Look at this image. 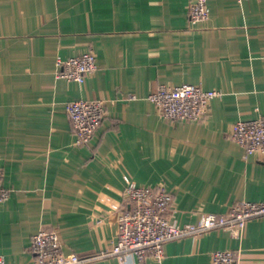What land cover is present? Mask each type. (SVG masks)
Listing matches in <instances>:
<instances>
[{
	"label": "crops",
	"instance_id": "1",
	"mask_svg": "<svg viewBox=\"0 0 264 264\" xmlns=\"http://www.w3.org/2000/svg\"><path fill=\"white\" fill-rule=\"evenodd\" d=\"M189 1L0 0L5 264L31 261L41 226L56 228L65 252L88 256L109 246L128 207L123 175L163 186L179 223L264 201V154L245 155L229 135L233 122L264 116V0H207L208 18L193 26ZM88 50L97 68L82 83L56 75L57 57ZM159 83L221 95L203 118L171 120L147 97ZM75 99L104 102L100 125L82 145L65 110ZM224 249L235 252L230 264H264V216L249 219L241 237L214 228L165 241L160 262L128 264H214L211 252Z\"/></svg>",
	"mask_w": 264,
	"mask_h": 264
},
{
	"label": "built area",
	"instance_id": "2",
	"mask_svg": "<svg viewBox=\"0 0 264 264\" xmlns=\"http://www.w3.org/2000/svg\"><path fill=\"white\" fill-rule=\"evenodd\" d=\"M208 14L207 0L189 1V25L205 21ZM96 68V57L90 50L67 58H56V75L78 83H82ZM220 95L218 90L203 89L192 83H159L147 97L166 119L199 120L208 113L210 101ZM65 110L75 134L76 145L90 140L105 113L101 99L70 100ZM229 135L243 147L245 155L264 154V116L233 122ZM123 178L125 186L122 197L128 207L121 209L117 216V235L109 246L88 256L65 252L56 228L41 226L31 236L29 250L32 258L27 264H84L93 258H114L119 264H128L129 258L142 261L146 256L160 262L164 255L163 244L167 240L214 228L241 237L249 219L264 216L263 200H243L231 204L223 213L203 212L194 222L179 223L169 215L172 196L163 186L137 185L127 175H123ZM8 195L9 190L3 186L0 169V204ZM113 207L118 208L117 205ZM210 257L214 264H230L235 252L231 249L213 250ZM0 264H5L2 255Z\"/></svg>",
	"mask_w": 264,
	"mask_h": 264
}]
</instances>
